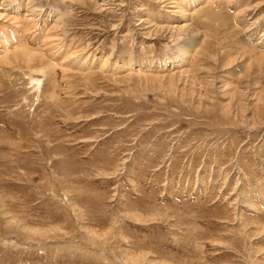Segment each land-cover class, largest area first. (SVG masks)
Listing matches in <instances>:
<instances>
[{
	"label": "rangeland",
	"instance_id": "obj_1",
	"mask_svg": "<svg viewBox=\"0 0 264 264\" xmlns=\"http://www.w3.org/2000/svg\"><path fill=\"white\" fill-rule=\"evenodd\" d=\"M0 264H264V0H0Z\"/></svg>",
	"mask_w": 264,
	"mask_h": 264
},
{
	"label": "bare ground",
	"instance_id": "obj_2",
	"mask_svg": "<svg viewBox=\"0 0 264 264\" xmlns=\"http://www.w3.org/2000/svg\"><path fill=\"white\" fill-rule=\"evenodd\" d=\"M76 1H79V0H76ZM23 20H24V19H23ZM192 41H193V40H192ZM193 42H194V41H193ZM192 44H193V43H192ZM192 44H189V45H188V49H189V50H192V49H193V48H192V47H193ZM196 46H197V45H196ZM14 48H15V47H14ZM194 48H195V47H194ZM22 51H23V50H22ZM103 61H104V60H103ZM104 62H105V61H104ZM36 72H37V71H36ZM37 73L41 74L42 72H41V71H38ZM36 77H37V75H36ZM38 77H39V76H38Z\"/></svg>",
	"mask_w": 264,
	"mask_h": 264
}]
</instances>
